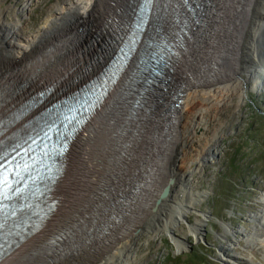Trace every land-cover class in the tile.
<instances>
[{"label":"bare ground","instance_id":"6f19581e","mask_svg":"<svg viewBox=\"0 0 264 264\" xmlns=\"http://www.w3.org/2000/svg\"><path fill=\"white\" fill-rule=\"evenodd\" d=\"M151 3L155 21L147 34L155 42L138 44L150 64L140 68L147 59L142 57L133 69L131 63L123 65L117 83L94 94L89 108L82 98L73 100L84 112L83 126L58 162L52 210L37 229L15 242L0 264H127L142 236L157 234L161 226L169 232L197 210L200 197L187 199L192 172L181 173L178 166L191 140L192 112L213 97L223 100L240 92L245 83L256 93L264 91V0ZM65 4L32 36L22 35L13 22H0V147L66 92L83 88L104 59L111 62L118 41L136 42L133 0ZM163 38L177 41L169 49L167 72L173 69V76L168 88L176 94L183 81L173 107L154 86L163 77L159 65L153 67L161 64L157 58ZM128 86L139 92L133 95ZM216 152L210 145L198 161L208 163ZM201 216L188 229L196 238L205 222V213ZM251 218L259 223L254 232L224 224V232L232 235L221 245L225 263L248 264L228 252L236 234L260 242L264 261V207ZM0 223L7 232L12 229L6 220ZM177 247L184 243L178 241Z\"/></svg>","mask_w":264,"mask_h":264},{"label":"rangeland","instance_id":"374dc122","mask_svg":"<svg viewBox=\"0 0 264 264\" xmlns=\"http://www.w3.org/2000/svg\"><path fill=\"white\" fill-rule=\"evenodd\" d=\"M73 1L0 0V22H13L22 35L32 36L53 11ZM192 113L191 140L178 166L181 173L192 172L187 199L200 197L195 201L197 210L169 232L161 226L157 234L142 236L127 264H227L221 245L232 235L224 232V224L246 233L259 226L251 216L264 207V91L256 93L245 83L240 92L223 100L213 97ZM210 145L216 147L214 158L208 163L198 161ZM202 212L205 222L196 238L188 229ZM236 237L230 254L235 253L248 264H264L260 242L252 244L241 235ZM175 240L184 247L178 250Z\"/></svg>","mask_w":264,"mask_h":264},{"label":"snow or ice","instance_id":"6c2138e0","mask_svg":"<svg viewBox=\"0 0 264 264\" xmlns=\"http://www.w3.org/2000/svg\"><path fill=\"white\" fill-rule=\"evenodd\" d=\"M87 109H84L86 111ZM75 117L69 118L68 116H65V120H67L66 124H63V127L67 130L68 127L73 123ZM56 127L55 121H51L47 124L45 128H41L40 131L36 132L35 135L29 136L28 139L25 141V147L23 149L24 154L28 155L29 153L36 152L37 148L35 146L39 145V151L43 153L44 157H47L49 155L48 152V143L47 141L52 140V136L49 134L53 132L54 128ZM20 145H17L12 149V151L16 152L17 155L20 154L19 149ZM53 151H63V146L53 149ZM33 164H35V157H32ZM12 163L15 164V167L20 169L22 168L23 171H28L32 165H29L28 163H24L23 165L20 164L19 161L15 160V157H13ZM5 166L3 164H0V168H4ZM47 171L49 173L52 172L51 168H48ZM16 175H21L20 172H17ZM31 179H35V177H30ZM4 185H7V188L4 187ZM22 189L20 188H12L11 184H8V177L5 172L0 171V207H4L3 201H6L9 199V192L19 193ZM4 225L0 224V228H3Z\"/></svg>","mask_w":264,"mask_h":264},{"label":"trees","instance_id":"16d2710c","mask_svg":"<svg viewBox=\"0 0 264 264\" xmlns=\"http://www.w3.org/2000/svg\"><path fill=\"white\" fill-rule=\"evenodd\" d=\"M189 260H190V257L187 258V261H189Z\"/></svg>","mask_w":264,"mask_h":264},{"label":"water","instance_id":"95a60500","mask_svg":"<svg viewBox=\"0 0 264 264\" xmlns=\"http://www.w3.org/2000/svg\"><path fill=\"white\" fill-rule=\"evenodd\" d=\"M146 1V0H145ZM142 9H144V7L142 8ZM181 94V93H180ZM159 97L161 98V95H159Z\"/></svg>","mask_w":264,"mask_h":264}]
</instances>
